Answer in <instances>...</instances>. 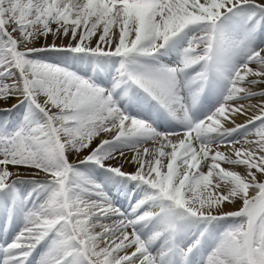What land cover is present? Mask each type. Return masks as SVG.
Wrapping results in <instances>:
<instances>
[{
    "label": "snow or ice",
    "instance_id": "obj_1",
    "mask_svg": "<svg viewBox=\"0 0 264 264\" xmlns=\"http://www.w3.org/2000/svg\"><path fill=\"white\" fill-rule=\"evenodd\" d=\"M0 105V264H264V0H0Z\"/></svg>",
    "mask_w": 264,
    "mask_h": 264
},
{
    "label": "rangeland",
    "instance_id": "obj_2",
    "mask_svg": "<svg viewBox=\"0 0 264 264\" xmlns=\"http://www.w3.org/2000/svg\"><path fill=\"white\" fill-rule=\"evenodd\" d=\"M50 42H51V38H50ZM57 43H60V41H57ZM12 103H15V100H10L8 106H11ZM0 106H3V105H0Z\"/></svg>",
    "mask_w": 264,
    "mask_h": 264
},
{
    "label": "bare ground",
    "instance_id": "obj_3",
    "mask_svg": "<svg viewBox=\"0 0 264 264\" xmlns=\"http://www.w3.org/2000/svg\"><path fill=\"white\" fill-rule=\"evenodd\" d=\"M50 38H51V37H49V42H50ZM126 168H128V166H126Z\"/></svg>",
    "mask_w": 264,
    "mask_h": 264
}]
</instances>
